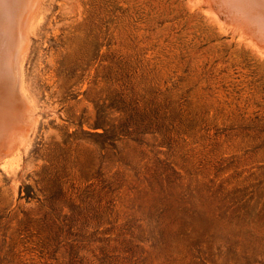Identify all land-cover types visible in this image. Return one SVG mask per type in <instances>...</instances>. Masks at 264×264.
Masks as SVG:
<instances>
[{
  "label": "rangeland",
  "instance_id": "1",
  "mask_svg": "<svg viewBox=\"0 0 264 264\" xmlns=\"http://www.w3.org/2000/svg\"><path fill=\"white\" fill-rule=\"evenodd\" d=\"M209 4L37 1L0 264H264V44Z\"/></svg>",
  "mask_w": 264,
  "mask_h": 264
},
{
  "label": "bare ground",
  "instance_id": "2",
  "mask_svg": "<svg viewBox=\"0 0 264 264\" xmlns=\"http://www.w3.org/2000/svg\"><path fill=\"white\" fill-rule=\"evenodd\" d=\"M37 1L0 0V170L3 173H12L18 168L22 160L19 144L30 129L27 127L29 101L22 84L21 52L28 38L31 11ZM204 1L219 15L239 20L253 32L252 39L249 35L252 45L264 44V0Z\"/></svg>",
  "mask_w": 264,
  "mask_h": 264
}]
</instances>
